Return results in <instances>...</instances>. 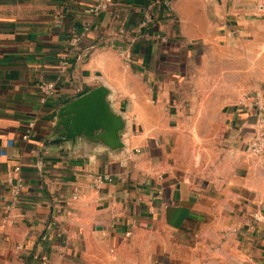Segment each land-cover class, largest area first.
Returning a JSON list of instances; mask_svg holds the SVG:
<instances>
[{
  "label": "crops",
  "instance_id": "0c3cea01",
  "mask_svg": "<svg viewBox=\"0 0 264 264\" xmlns=\"http://www.w3.org/2000/svg\"><path fill=\"white\" fill-rule=\"evenodd\" d=\"M95 2L0 0V264H261L264 155L238 102L264 96V0ZM238 39L258 81L227 92L214 64ZM97 88L119 124L72 138L64 108Z\"/></svg>",
  "mask_w": 264,
  "mask_h": 264
},
{
  "label": "built area",
  "instance_id": "2783aa9c",
  "mask_svg": "<svg viewBox=\"0 0 264 264\" xmlns=\"http://www.w3.org/2000/svg\"><path fill=\"white\" fill-rule=\"evenodd\" d=\"M116 0H97L89 9V14L91 16H98L101 13L110 9L111 6L114 5ZM260 10H264V4L260 5ZM149 17L146 21H144L141 26H144L148 21ZM90 26L86 25L84 30L81 33L74 34V37L71 41L72 46H77L83 38H85L86 34L90 31ZM161 39L166 41V37L162 36ZM70 61L68 57H63L61 61V67L63 71H66L69 67ZM40 90L42 93V101L44 102L47 98L52 97L56 93V83L55 82H43L40 84ZM238 105L240 107L248 106L253 108L255 111V124L254 131L249 145V152L253 157H261L264 155V96L258 92L244 94ZM35 127L34 122H30L28 124L27 132L23 135L24 140H28L31 136L32 130ZM21 171V166L16 165L9 175V182L11 186V193L13 196V201L9 203L6 207L8 213L12 211V209L16 206L18 196L21 193V190L24 186V178L19 175ZM1 176V175H0ZM108 179L104 176H98L96 178L97 183H101L102 181ZM10 221L9 216L3 219V226H6Z\"/></svg>",
  "mask_w": 264,
  "mask_h": 264
},
{
  "label": "water",
  "instance_id": "95a60500",
  "mask_svg": "<svg viewBox=\"0 0 264 264\" xmlns=\"http://www.w3.org/2000/svg\"><path fill=\"white\" fill-rule=\"evenodd\" d=\"M101 88L94 89L67 105L64 108L65 124L72 138L91 137L100 133L108 136L118 126V118L110 112ZM63 112V111H62Z\"/></svg>",
  "mask_w": 264,
  "mask_h": 264
},
{
  "label": "rangeland",
  "instance_id": "374dc122",
  "mask_svg": "<svg viewBox=\"0 0 264 264\" xmlns=\"http://www.w3.org/2000/svg\"><path fill=\"white\" fill-rule=\"evenodd\" d=\"M258 14L260 16L264 15V10L263 11L260 10V7H258ZM231 32L232 35L239 34L238 33L239 31L233 30ZM253 45L254 44L252 45L250 44L248 46L245 43H241V41L239 40L238 43L233 42L230 48H225V44L222 43L221 52L223 53V55L219 54L217 56V59L215 60L214 68L216 69L217 72V74L215 73L217 82L219 84L223 83V85H225L224 88L227 90V92L229 91V88L231 90L233 89V87L235 88L236 86H240L242 84H246L249 87L256 86L258 81V76L255 73H253L252 71L253 69H251V67L249 69H246L247 63L251 66V62L254 61L251 60L250 56H249V60L246 58V52L250 51L251 50L250 47ZM204 46L210 47L209 49L212 51H215L216 49V46H214V44L212 43L208 44V46L204 44ZM242 66L244 67V69H241ZM223 69H224V73L222 74ZM261 264H264V257H263V262Z\"/></svg>",
  "mask_w": 264,
  "mask_h": 264
}]
</instances>
